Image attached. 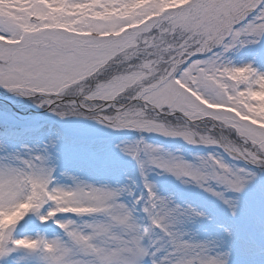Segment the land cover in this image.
<instances>
[{
	"label": "snow or ice",
	"instance_id": "obj_1",
	"mask_svg": "<svg viewBox=\"0 0 264 264\" xmlns=\"http://www.w3.org/2000/svg\"><path fill=\"white\" fill-rule=\"evenodd\" d=\"M259 39L264 0H0V85L24 95L44 94V102L58 109H86L117 129L223 143L235 159L264 166V71L224 59L234 47ZM199 56L204 58L194 59ZM137 99L145 103L134 105ZM177 111L193 122L214 120L243 143L187 124L167 125L163 117ZM141 144L124 150L140 160L142 171L151 164L202 186L215 180L237 192L252 175L214 156L194 165ZM141 152L149 154L147 161ZM40 160L21 168L0 166V264H10L18 250L38 264H143L152 254L143 244L149 230L118 202L123 189L54 187L52 169ZM148 192L144 211L174 245L170 256L154 258L153 264H225L207 244L191 243L172 230L179 209L169 208L151 185ZM29 212L45 222L59 213L107 219L83 226L57 220L67 239L17 238L16 226ZM183 214L202 215L195 209Z\"/></svg>",
	"mask_w": 264,
	"mask_h": 264
},
{
	"label": "rangeland",
	"instance_id": "obj_2",
	"mask_svg": "<svg viewBox=\"0 0 264 264\" xmlns=\"http://www.w3.org/2000/svg\"><path fill=\"white\" fill-rule=\"evenodd\" d=\"M224 59L235 66L251 63L259 71H264V39L238 45L225 53ZM44 100V94L24 95L0 85V124L5 125L0 129V166L21 168L25 161L41 157L42 160L36 162L52 169L54 187L74 188L83 183L123 189L118 202L132 209L135 222L142 229L149 230L143 244L148 242L152 254L143 258V264H153L154 258L164 261L174 250L167 233L153 224L150 214L144 211L150 203L149 185L158 197L168 201L169 208L179 209L178 219L170 228L181 233L184 240L207 244L212 254L226 256L228 264H264V166L235 159L223 143V147L217 143L209 146L156 131L117 129L97 120L88 110L69 111L58 109L56 105L48 107ZM61 110L66 114L61 115ZM169 115L163 117L167 125H186L184 120L176 118L178 116ZM210 120L198 121L194 125L201 131L209 129L214 135L218 131L221 140L237 145L243 143L235 132ZM105 137L108 138L103 139ZM137 142H142L141 147L148 144L158 148L160 155L179 157L194 165L210 162L214 156L234 168L247 169L252 175L245 187L237 192L215 180L202 186L189 177L177 176L151 164H146L142 171L140 160L124 150ZM140 158L147 161L149 154L141 152ZM191 209L202 215L183 214L184 210ZM44 210H48V205ZM69 219L83 226L107 217L59 213L45 222L29 212L17 224L15 236L43 235L49 238L52 235L53 239H67L56 221ZM25 255L23 250H18L9 258L10 264H38L36 260L24 259Z\"/></svg>",
	"mask_w": 264,
	"mask_h": 264
},
{
	"label": "bare ground",
	"instance_id": "obj_3",
	"mask_svg": "<svg viewBox=\"0 0 264 264\" xmlns=\"http://www.w3.org/2000/svg\"><path fill=\"white\" fill-rule=\"evenodd\" d=\"M25 236H27V237H32V238L37 237V236H31V235H25ZM25 236H24V237H25ZM48 239H53L52 235H49V238H48ZM144 245H145L146 247H148V242H145Z\"/></svg>",
	"mask_w": 264,
	"mask_h": 264
},
{
	"label": "clouds",
	"instance_id": "obj_4",
	"mask_svg": "<svg viewBox=\"0 0 264 264\" xmlns=\"http://www.w3.org/2000/svg\"><path fill=\"white\" fill-rule=\"evenodd\" d=\"M224 262H225V264H228V260H227L226 256L224 257Z\"/></svg>",
	"mask_w": 264,
	"mask_h": 264
},
{
	"label": "water",
	"instance_id": "obj_5",
	"mask_svg": "<svg viewBox=\"0 0 264 264\" xmlns=\"http://www.w3.org/2000/svg\"><path fill=\"white\" fill-rule=\"evenodd\" d=\"M136 101H138V100H136ZM136 101H132V102H136ZM59 103V102H58Z\"/></svg>",
	"mask_w": 264,
	"mask_h": 264
}]
</instances>
